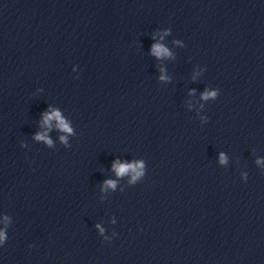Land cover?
<instances>
[{"label": "clouds", "instance_id": "obj_1", "mask_svg": "<svg viewBox=\"0 0 264 264\" xmlns=\"http://www.w3.org/2000/svg\"><path fill=\"white\" fill-rule=\"evenodd\" d=\"M155 51L159 52V51H166L164 49H161L159 47H155L154 48ZM208 95H215V93H207L205 98H207ZM56 118L58 120H60V116L59 113H52L50 116H48L47 119H53ZM60 124L61 127L66 130V131H71V129L68 128V126L66 124H64V122L62 120H60ZM38 139H43V137H37ZM63 139V138H62ZM132 167L131 165H120L118 167H116V171H117V175H123L125 174L129 168ZM110 186H114V182H108Z\"/></svg>", "mask_w": 264, "mask_h": 264}]
</instances>
